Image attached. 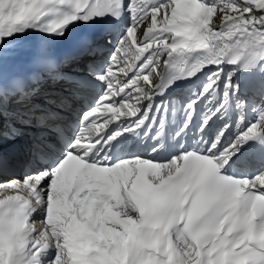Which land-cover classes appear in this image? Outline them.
I'll return each mask as SVG.
<instances>
[{"label": "snow or ice", "instance_id": "obj_1", "mask_svg": "<svg viewBox=\"0 0 264 264\" xmlns=\"http://www.w3.org/2000/svg\"><path fill=\"white\" fill-rule=\"evenodd\" d=\"M20 150L0 264H264V0H0V174Z\"/></svg>", "mask_w": 264, "mask_h": 264}, {"label": "bare ground", "instance_id": "obj_2", "mask_svg": "<svg viewBox=\"0 0 264 264\" xmlns=\"http://www.w3.org/2000/svg\"><path fill=\"white\" fill-rule=\"evenodd\" d=\"M40 41H41L40 34L32 33L27 38H25L23 41H18L17 44L19 46H22L25 50H30L31 49V45H30L31 43H35L36 44V43H39ZM15 62H17V61L13 60V59H9V61L6 63V67L8 65H11V64L15 63ZM4 147H5V150H7L6 151V153H7L9 151L10 146L9 145H5ZM24 153L25 152L22 151V152H20L19 155H16L15 157H11V156L9 157L10 167H9L8 172L13 170V168H17V170L19 172V170L21 169V166H22V164L24 162V159H25V154ZM18 172H16V175H17ZM15 179H17V178H15ZM6 180H8V177L7 178L3 177V176L0 177V182L1 181L5 182Z\"/></svg>", "mask_w": 264, "mask_h": 264}]
</instances>
